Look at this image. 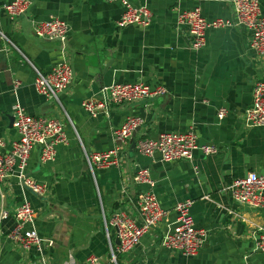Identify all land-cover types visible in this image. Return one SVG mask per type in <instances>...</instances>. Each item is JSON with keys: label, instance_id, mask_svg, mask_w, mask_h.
I'll use <instances>...</instances> for the list:
<instances>
[{"label": "crops", "instance_id": "1", "mask_svg": "<svg viewBox=\"0 0 264 264\" xmlns=\"http://www.w3.org/2000/svg\"><path fill=\"white\" fill-rule=\"evenodd\" d=\"M11 1L0 0V31L14 45L0 39V139L7 150L18 137L12 116L16 102L28 115L59 120L67 135V143L57 147L52 162L39 163L34 150L28 165L29 176L48 187L41 198L25 192L36 212L37 232L53 242L45 250L47 264H89L90 256L99 264H264V253L255 251L253 240V232L264 229V208L236 203L227 191L233 179L248 172L264 175V127L248 128L244 123L252 87L264 83V57L252 51L250 34L241 28L209 30L205 46L192 50L187 27L178 23L180 12L194 8L208 20L233 21L230 1L129 0L147 7L152 22L146 28L124 29L116 25L122 13L118 3L28 0L26 15L12 20L2 9ZM260 8L264 15V0ZM51 18L66 23L64 42L34 36L32 21ZM28 62L41 72L64 62L70 65L74 78L60 94V104L35 91ZM139 81L162 87L165 94L114 106L109 116L92 118L81 108V102L96 96L102 86ZM221 109L226 114L218 119ZM129 116L142 124L120 146L119 165L96 169L92 175L83 152L114 148L112 130ZM187 132L196 136L199 145L215 146L217 152L205 156L196 150L190 161L166 164L132 147L141 138ZM144 169L167 216L112 263L104 220L117 210L135 214L136 198L148 187L133 178ZM9 183L7 202L12 206L21 191L13 180ZM184 201L191 203L193 222L207 237L194 257L161 246L175 220V206ZM12 227V219L0 225V264H34V251H23L7 239ZM109 232L114 250L116 236L113 229Z\"/></svg>", "mask_w": 264, "mask_h": 264}, {"label": "built area", "instance_id": "2", "mask_svg": "<svg viewBox=\"0 0 264 264\" xmlns=\"http://www.w3.org/2000/svg\"><path fill=\"white\" fill-rule=\"evenodd\" d=\"M107 3H118L122 13L117 21V27L146 28L152 22V13L145 6H135L129 0H103ZM233 6L235 20L206 19L199 8L185 10L179 13L178 23L188 29L190 47L198 51L205 46L206 32L220 28H241L249 32V45L252 51L264 57V15L261 12L260 0H229ZM30 7L28 0H13L3 5L2 9L10 19L26 15ZM32 31L36 38L51 42H64L68 30L64 21L51 18L46 21H32ZM0 39L14 45L0 31ZM29 63V62H28ZM34 71L35 91L46 98L60 104L59 96L72 83L74 73L67 63H61L48 72H41L31 63ZM165 94L162 87L151 88L146 83H114L102 86L96 96L81 102L82 110L91 116H109L114 106L128 105L147 99L157 98ZM13 127L17 139L12 141L6 150L5 142L0 139V225L12 219L13 227L7 234L10 243L23 251H34V264H47L45 250L53 246V242L39 235L36 229V212L25 197L30 192L36 197H44L48 192L45 183L39 182L28 174L30 156L34 150L38 152V161L47 164L54 160L57 147L67 143L64 125L57 119L43 116L28 115L24 109L15 103L12 110ZM226 114L225 109L217 113L218 119ZM244 123L248 128L264 127V83L256 82L252 87L251 103L244 115ZM142 124L135 116L127 117L124 122L112 130L114 148L104 152H83L85 164L93 175L96 169H108L119 165L120 146L131 139L135 130ZM118 144V145H117ZM136 150L142 156L154 158L158 156L162 163H173L180 160L190 161L193 153L200 150L205 156L217 152L215 146L199 145L192 132L163 133L156 139L141 138L135 144ZM3 150V151H2ZM10 180L21 191L19 199L12 206L7 202V192L10 190ZM133 181L145 185L135 201V214L123 210L115 211L108 221L104 220L105 237L109 243L111 262L116 263L117 255L131 251L140 240L155 229L167 216L151 190L154 182L147 170L136 173ZM227 191L236 203L254 209L264 208V175L248 172L241 178H235L227 186ZM191 203L180 202L175 206L176 217L163 235L161 246L168 251L194 257L204 247L206 232L197 228L190 215ZM104 216V215H103ZM113 229L119 245L114 250L111 246L109 230ZM255 251L264 253V229L253 232ZM89 264H99L98 259L90 256Z\"/></svg>", "mask_w": 264, "mask_h": 264}, {"label": "water", "instance_id": "3", "mask_svg": "<svg viewBox=\"0 0 264 264\" xmlns=\"http://www.w3.org/2000/svg\"><path fill=\"white\" fill-rule=\"evenodd\" d=\"M135 146V144L134 143H132V147H134ZM115 244L116 245H119V240L116 238V240H115Z\"/></svg>", "mask_w": 264, "mask_h": 264}]
</instances>
